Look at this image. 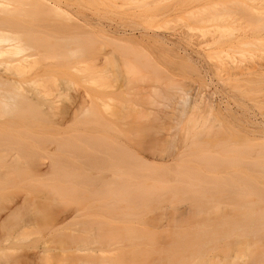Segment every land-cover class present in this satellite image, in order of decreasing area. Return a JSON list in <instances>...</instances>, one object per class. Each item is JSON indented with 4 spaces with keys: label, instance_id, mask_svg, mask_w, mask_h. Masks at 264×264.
<instances>
[{
    "label": "rangeland",
    "instance_id": "1",
    "mask_svg": "<svg viewBox=\"0 0 264 264\" xmlns=\"http://www.w3.org/2000/svg\"><path fill=\"white\" fill-rule=\"evenodd\" d=\"M17 1L20 2L21 0ZM25 1L27 2L28 0ZM62 1L63 2H61L60 0V3L62 4L61 6L63 7L61 10L63 12L61 10H51L53 11L52 14L47 13L50 18L47 16V18L43 19V16V18L41 17L42 19H37V21L39 22L37 23L39 24L37 26L38 29H36L37 31H41V29L44 30V28H49V30H44V33L39 32L40 35L39 33H37V38L41 40L40 42L45 41L43 43L44 45L41 43L43 46H39L40 42L38 39L37 43L34 41L27 42L28 46H30L32 43V46L34 47L33 49H31L33 51L30 52H36L37 54L40 53V56L35 55V57H41L42 59H35V57H33L35 59V62H37L34 63V60L32 58L31 63L28 64L29 66L24 67L23 70L21 69V75L17 74L16 77L14 76L20 81L23 80L21 82H24L25 87L23 86V88L25 91L20 92H23L22 95L25 92V96L30 95L31 97V94L33 96V93H39L41 90L43 93L44 89L47 91H45L46 93L44 92L45 94H47V98L43 96L44 93L42 94V97L46 100L40 98L41 96L36 95L33 96H36L35 101L32 97L31 101H28L30 99H27L29 105L30 103H32L30 106L33 107L36 106V102L43 103H39L42 105L39 106V108L38 106H36V112L38 113H33V111H31L32 109H29V115H31L28 116V118L30 119L27 118L29 121L25 119L28 122H24L23 117H21L19 121L18 119L20 117L16 116L18 118L17 119L14 117V115H12V118H10L11 115L9 118L8 115H4L7 116L5 117V119L8 118L7 121H5L2 116L0 117V124L4 122V125L2 124L4 128L0 129V132L4 131L2 132L4 136L2 135V133H0V135L7 139L4 140V138L0 136V264H160L159 261L161 262V264H168V258L170 259L172 264L173 260L174 262H177L181 256H178L177 253L171 254L174 252V248L171 246L168 240H171L172 243L173 238H176L175 233L177 232L175 230L177 226L179 227V224L181 225L183 223V225L185 226V228H182L183 225L181 226L182 231L184 232L185 230V233L183 234L190 233L189 235H191L192 231L188 229H192L195 225L200 226V223H202V221L205 219V221L209 220L210 223H212L215 219L216 221L220 219L231 221L232 219L234 225L230 226H238L239 224L236 225L235 221L237 222L239 219H242L241 217H243L242 213H244L243 211H245V209L242 208V211V209L240 208L242 206L241 204H243L244 201L241 200V202L239 203L238 200H240L239 198H241L242 196L239 197V189L237 187L233 186V192V190H230L233 188L229 185L228 187L227 184L224 183L227 182V179H225V177L228 174H235V167H231V165H221L218 172L216 170L217 173H208L206 167H208L209 163H215V160H217L218 158L222 159L221 161H226L225 156L228 153V158H230V154L234 157L237 155L242 156V154H238L232 149H236L239 152L240 148H246L248 146H251L252 148L250 153L247 155L248 158L246 159V161H249L253 158L257 159L260 153L259 150L261 149V147H264L263 70L261 72L259 71L260 74L258 72L259 67L258 69L256 68L257 70L252 68L254 72H251L253 73L250 72L251 68L249 72H247L246 70L245 72H247L251 76H254L253 74L255 73V71L257 72L255 75H261V73L262 75L255 76L257 78H252V81L250 79V75L249 77L246 76L248 75L247 73L246 75H244L245 73H243V75L241 76H244V78H241L240 80V82L242 81V85H237V87L234 84L231 86V88L228 86L230 84V81L237 78H233L231 80L229 74L224 71V69L227 67H225V65L230 59V56L228 58L226 57L228 50L231 51H228L230 55L232 53L233 57L231 58L236 59L240 64L243 60L246 62V65L251 66L254 65L252 62H254L255 60L258 64H262L263 67L261 68L264 69V28L256 30L251 25L247 26V23L246 21H244V19L242 20L241 17L235 15L234 18H230L231 20H229V25L232 28L233 25L236 24V17H238L237 23L241 21L240 25H242V27H238L240 29L239 30L238 28L236 29V26H238L236 25L232 30L233 36L224 35L223 38H225V40L223 42H219V39H223L221 38V31H224L223 28L225 26L223 25H225V23L209 20L204 21V23H196L189 18L188 12L198 13V11L203 7V1H193L191 2L192 4L189 3V6H186L187 9L186 7L182 9L180 7H177L176 5H173L175 3V0H147L151 1L150 5L146 6L147 8L142 5V0H139L140 2L138 0ZM232 1L239 2V0ZM12 2L14 1L12 0ZM33 2L36 1L34 0ZM196 2H198V4ZM244 2H246V0ZM246 3L248 4V1ZM14 4L16 6L19 5H17L16 2ZM29 5L30 2L28 6ZM163 5L164 7H162ZM249 5H253V7H255L254 10L258 18L260 17L264 19V0H249ZM16 6H14V8ZM30 6L33 7L32 4ZM157 6H159V8H157ZM22 8L24 7L22 6ZM149 8L151 9L149 10ZM17 11L18 10H16L15 12ZM59 11L63 16V18L60 17L61 19L58 18L60 19V21L65 18L69 19V17H73V19L76 18L77 21L80 20L79 22H77L76 20H71L73 24H69L72 22L66 20V23L69 25V27L71 25L70 28L65 25V20L61 22L63 23V27L66 26V31H69L71 35L69 32L65 34V30L64 32L62 31L61 33H59V31H57L58 28L56 29V27H54L56 24H61L59 23L60 21L56 19V17H58L56 15L60 13ZM15 12L13 13L15 14ZM9 14H11L10 11L7 12V16H9ZM41 14L45 15V13ZM171 14L172 16H170ZM1 15L2 13L0 14V16ZM16 15H18V13H16L15 16ZM19 15L21 17L24 16L21 13H19ZM30 16V14L27 15V17ZM34 17L38 18L37 15H34ZM32 18L33 15L30 19ZM34 19L33 23L36 24ZM17 20V24L23 21L20 18ZM28 20L29 19H27V21ZM57 21L58 23H56ZM91 21L93 22V24ZM243 21L244 23L242 24ZM29 22L32 23V20H29ZM75 22H77L75 26L76 29L73 26L75 25ZM80 22L82 24L81 27L78 24ZM94 22H99L100 24H104V26H111L112 28L120 26L128 30H135L136 33H139L140 30L156 32L165 38V40L167 41V43L165 42V44L168 47L153 42H143L139 45L133 46L132 44H121L114 38L110 37L108 34L105 37V34L100 32V29H97V24L95 25ZM41 23H44L45 25H41ZM28 24L26 23L25 25ZM92 25L95 26L93 27ZM221 25L222 27L220 28L219 26ZM226 25H228V23H226ZM39 26H42L44 28H40ZM10 27H13L14 31H16L17 29L15 28V26ZM78 27L80 28L78 29ZM13 29L11 30L13 31ZM32 29L34 30V28ZM60 30H63V28ZM46 31L49 32V36H53L52 38L54 39L49 37V39L46 40V37H42L41 33L43 34V36H46ZM74 31L75 33H73ZM51 32H53L52 35ZM39 36H41V38H39ZM68 36L69 38L70 36H72L70 41ZM214 36L216 37V39L219 37L220 38L216 40ZM60 37H62V40L57 41L60 40L57 39ZM63 37L68 38V41L63 40ZM212 38H214L215 41ZM239 38L240 42L239 40H237L239 42L238 43L236 42V39ZM250 38L251 41H249ZM51 39L57 41L56 44H54L55 41H53L52 44V42L50 41ZM75 40L77 42H80L74 44V42H76ZM63 41L66 42V44L67 42H69V45H72L73 43L74 47L68 46L67 44L65 48L63 45H60V42L62 43ZM49 42H51L50 45ZM224 42L227 45L224 44ZM92 43H94L95 46ZM223 44L224 47H221V45ZM231 44L233 45L231 46ZM178 45H181V47L183 48L185 47L187 49L186 53L192 56L194 60H198L199 65L210 64L209 66H211V69L209 67L208 71L198 70L187 58H179L176 55L178 54ZM238 45L239 47L237 48ZM49 46H54L55 49ZM82 46L84 47V49L82 48ZM225 46L227 48L226 50ZM47 47L49 48L45 50V48ZM59 47H61V50ZM70 47L71 50L72 48L74 50L75 47L78 49L74 51L75 53L76 51H79V53L77 52L75 54V56L77 55V57L74 58V53L68 52L70 50L67 49H70ZM223 48L224 50H221ZM52 49L53 51L57 52V54H54L61 56L50 57V55L47 53H53L51 51ZM39 50H41V52ZM43 51L46 52L43 53ZM65 51H67L66 54L68 55L66 57V54H64ZM108 51H110V55L106 54L109 53ZM219 51H221V53L218 54ZM181 52L182 54H185L184 51ZM203 53H206V55H204ZM43 57H45V59ZM101 57L104 58L102 59L103 61L109 57V59L114 60L113 62H115V64L108 63L109 65H107L105 62L103 63V61L100 60ZM225 58L227 59V62L225 61L224 63L223 61L225 60ZM7 59L12 58L8 56ZM220 62L225 65L220 64L221 67L219 65L217 67V64H219ZM245 62L242 64L245 65ZM248 63L251 65H249ZM258 64L257 66H259ZM35 66L40 70H34L36 69ZM44 66L46 67V69H42V67L44 68ZM7 69H9V67ZM25 69L27 71H25ZM119 69L121 71V76L117 78V75L115 74L116 72L114 71H118ZM41 70H44L42 74L40 72ZM9 71H7V74L12 72V68ZM50 71H52V73H50ZM35 72L37 75L33 74ZM49 73L50 76H52L50 78L48 75ZM63 73H66V75H64ZM44 75L46 78L43 77V79L42 76ZM224 75H228L227 77L225 76L226 78L229 77L226 82L224 81ZM20 76L22 79H20ZM24 78L26 79L27 83H25ZM222 78L224 80H222ZM242 79L245 81H243ZM247 80L251 81L248 82ZM223 82H225L226 84ZM26 84H30V86ZM31 85H33L35 88H33V86L31 87ZM27 86L31 88V92H29V87L27 89ZM174 86L177 87L173 89L172 87ZM178 86H181L185 89L192 87L193 90L191 89V92L195 97H201L207 100L212 99L217 104L218 108H221L220 106L223 107L222 110L226 109L225 106H229V108L227 109H230V107L233 108V111L238 109L239 111H231L233 112V114L236 112L237 116H239V113L241 111V113H243L245 116L240 113L242 117L240 116L239 118L241 119V121L246 118V121L244 120L245 122H242L241 124V121L240 123H238V118L235 119L233 117L235 121H238H236V123L235 121H233L234 119L232 120V116L230 117L228 114L227 116L229 117H227V112L225 111L224 113L223 111L224 114H222V116H226V119L231 118L230 120L228 119L230 124L231 122H233L232 124H234L235 122V125H238V127L236 125L235 128L234 126H231L232 124L228 125L229 122L227 123V125L223 124L224 118H220L222 117L221 115L219 117L215 116L217 118H220L222 121H215L217 118H212L215 124L214 125L213 122L210 121L212 122V127L215 128L216 125L219 127L218 122H223L220 124H223V126L226 125V128H228V130L230 131H224L226 132V134H229L224 136L219 135V138L217 137L218 134L216 136L212 132L213 128L211 127L210 122L207 124L206 128L210 124V127H208L207 130L209 129L213 134L209 133L211 135L210 136L207 133L209 137L207 135V137H204V135L206 134L205 129H202L204 130V132H200V128H204L205 126L201 122H199V124L197 123L196 126L192 124V127L188 122L189 118H186L183 121L184 130L182 127L183 125L177 130L176 128H173L176 122L172 119L167 118L166 120L168 122H173L172 124L170 122L169 124H167V122L165 123L166 120L164 122H158L155 121L153 117H147V112L157 110L158 108L161 109V107L162 109L165 108V111L168 110L167 112H172L171 108L167 109L165 106H158L160 103H164L167 101L164 97L161 98V96L157 95V93L158 91L162 90V92L167 91V95H172L174 93L180 94L181 89H179ZM235 86L236 88L232 89V87ZM2 87L4 90L2 89ZM0 88V94L4 93L7 89H5V86H0ZM32 89L34 90L33 93ZM36 89H38L39 91L35 92ZM26 93L31 94L27 95ZM83 95L86 96V101H84L85 98H83ZM50 98L58 99L59 102L57 104H60V107H62V109L64 110H58V114L56 115L57 109L52 108L47 112V115H49V117H47V115H45V117L43 115V113H45L44 109H46L47 111L48 105H50ZM81 99L84 102H81ZM117 102H119L118 105H116ZM104 104H111L112 106H109H111L112 108L114 107V112L115 108H121V114L117 116L118 118L114 116V114H111V107H107V109L111 108V110L109 109L111 112L109 114L107 109L105 110L106 107L104 108ZM139 108H144V110H146L147 112L145 111L146 113H144L143 111L142 113H138ZM59 111H61V116H59ZM92 111L96 113H93ZM133 112H135V114ZM0 113H3V111H1ZM32 114L36 116L38 115L37 117H39L41 114V116L43 115L42 118L45 117L44 120H46L47 118L48 119L44 121L41 117H39L38 120H35L34 118H31L32 116H34ZM217 115H219V113ZM13 117L16 119L15 122H17V120L18 122H20V125L18 123L17 127V124L15 123L17 128L14 125L13 128H11L12 125L5 128V125L8 126L10 125V122L13 123V120H15ZM40 118L41 122L39 121ZM31 119H34V122ZM36 122L39 124H43V127L39 125V128ZM28 124H30L31 126L36 125V127L33 126L34 129H31L32 127ZM2 126L0 125V128H2ZM223 126L220 127L223 128ZM21 127L23 129H21ZM10 128L12 129V131L15 128V132L13 131L15 134L10 130ZM8 129L9 131H7ZM19 129L22 130L23 133ZM157 129L160 130L158 131ZM216 129L218 130L217 127ZM230 129L233 132H231ZM17 130L20 132H17L18 134L21 135L22 133L25 137H23L22 135L18 137V134L16 133ZM194 130H196L195 133L198 132L197 136L195 137L193 136ZM36 132H38L39 134ZM219 132L221 133L222 131L219 130ZM4 133H8V135H5ZM9 133L11 134V136L14 135L13 138L11 137L12 139H8V136L10 137ZM27 134L32 135V137H29V135ZM33 134L35 137L33 136ZM167 135H170L171 138H174V143L177 142V144H175L177 145L176 150L180 149L181 151V153L179 151L181 155L179 154V158L177 161L174 160L173 156H169L167 157V159H170V163H174L172 165L173 167H178L179 164L182 163L181 165L185 166L186 168V170L184 168L183 174H178L179 168H174L173 170H157L155 172L154 170L149 168L150 165L144 163L145 161H143L144 158V160L151 161L153 157L158 155L167 156L166 151L168 149V145H170L167 141L165 142L164 139V136ZM232 140H236L238 142L235 141L236 143H233ZM94 141H96L95 143L100 141L101 143H99L101 144V147L103 145V150L106 149L107 153L105 150H102L103 153L101 152L100 155L99 153L97 154L96 151L98 152V147H100V144L97 143L99 144V146L97 145L96 150L95 148H93L96 146L92 144L94 143ZM212 144L214 146H212ZM88 147H91V150ZM226 148H228L229 150L231 149L232 152H226ZM94 150L96 151L94 152ZM216 150L219 153H217ZM93 152L96 156L91 154ZM175 153L178 152L175 151ZM91 156L95 157L92 158ZM85 157L87 158V160ZM90 157L91 159H89ZM109 157L115 159L110 160ZM180 158L183 161L180 160ZM228 158L227 160H229ZM111 161H114L116 166ZM92 162L95 164H92ZM183 163H185V165ZM202 164H204L203 166L207 164V166L205 167L206 171H203V169H201ZM190 166L194 168L192 169V167ZM143 169L145 170L142 171ZM188 169L189 171L191 169L190 175H188L189 171L186 174ZM200 170H202L204 174L200 176V179L204 178L203 176H205L208 180H210L209 182L205 179L204 183L206 184L205 186H208V189L211 190L212 188V192H214L213 188L215 186L216 189L218 187L217 184L220 186H225L226 193H228L227 188H230V195L228 193L230 197L237 192V199L235 197L232 198L234 200L230 201L232 202L231 205L229 204L230 206L228 205V203L225 205H221L220 211L215 210L213 212L211 210L212 207H210L211 209L210 211H208V213H203L201 214V216L195 214L197 212L196 210L194 212V209H196L194 208V206L196 207V204H194L196 200H190V197L192 198L193 196H195V194H198L200 192V190H198L199 192L196 190L201 188V186H199V181L201 180L199 179L198 174ZM192 172H194V174ZM118 174H121L123 177L117 176ZM251 174L253 177L258 176V173L256 172H251ZM224 175V180L222 177H219ZM240 175L242 176V174ZM183 176L184 178H186V180L182 179ZM186 176L189 177L187 178ZM192 176L194 178H192ZM235 176L238 175L235 174ZM176 177H178L179 180L181 179L180 183L179 181L177 183L178 179H176ZM217 177L221 178L224 182L222 180L221 182H219L218 179L217 182L219 183H211V181H214V179H216ZM126 178L130 179V182H126L128 180ZM158 179H160L159 181H169V183H167L169 188H164L166 191L163 190L162 187H160V182H158ZM189 180H191V182ZM196 181L199 184L198 186L196 184ZM206 181H208L209 184L211 183L210 186H213V184L216 185L210 187L209 185H207L208 183ZM108 182L109 184H107ZM113 182L117 184L114 185ZM145 183L151 185H156L158 183L155 187L159 186L160 188L158 189L161 191L163 190L162 194L161 191L155 189L158 190L154 194L155 198L152 197L153 194L150 196L145 195L146 192L143 190V186L146 185ZM118 184L120 185V187ZM110 185H114L115 187L117 185L116 189L120 188L122 192L120 191L121 193H118L112 191ZM173 187H176L175 190H178L172 192V190H174ZM236 188L238 190H235ZM217 189L215 190L216 192L212 193V195L214 194V197L217 196V198H219L221 194L226 196L224 191L220 193L222 189H219L220 191ZM140 190L143 191L140 192ZM217 191L220 195H216ZM117 193L118 195H124H120L117 197ZM131 195H134V200L131 198ZM156 195H159L160 197L158 196V198L156 199ZM208 196L211 198L210 195ZM128 197H130V199H128ZM149 197H152V199H154H148ZM214 197L211 199H214ZM228 197L227 200L229 202ZM253 197L254 196H251V199H253ZM158 199L160 202H157ZM121 200H123L124 202L126 200H129L127 201L129 204H127V202L124 203ZM153 201L157 203H154ZM192 201H194V203ZM223 201H225V199ZM246 201L247 199L245 200V202ZM161 202L164 206L159 204ZM237 202L241 206L239 207V205H237V207L235 208L234 205L238 204ZM192 203L194 205H192ZM214 209L215 208H213V210ZM239 211H242V213H238ZM235 213L239 214V216ZM126 214L128 215L126 216ZM131 214H133L131 216L132 218L130 217ZM198 217L199 219H197ZM251 218L252 217H250V219ZM186 222H188L189 224H186ZM174 225L177 226L174 227ZM188 226H191L192 228H189ZM132 227H134L135 229ZM170 229L175 231V233L172 230L170 231ZM186 229L188 232L186 231ZM250 233L251 232H249V235ZM148 234L151 235L149 236ZM238 234H241V232H238ZM258 234L261 233L259 232ZM159 235H161V241L158 243V239H160ZM163 241H167V243H169V245L167 244L165 248L163 246L164 244L166 245V243H164ZM161 244H163L162 247ZM158 245H160V249L156 247ZM152 247H154V249ZM171 247L173 249H171ZM169 248L172 251H170ZM155 249H158V252L156 251L157 253H155ZM161 251H163L162 254L165 252L162 257H160ZM239 252V250L232 251V253L234 254L230 253L229 255L224 256L222 253H219L215 250L209 251L207 254V261L196 258L194 264H208L207 262L209 260L213 262L212 264H228L229 261L230 263L239 262V264H248L251 258L247 255H242L241 252L239 254ZM176 254L177 257L175 256ZM166 257L168 258L166 259ZM165 259L166 261H163ZM211 262L209 263L211 264Z\"/></svg>",
    "mask_w": 264,
    "mask_h": 264
},
{
    "label": "bare ground",
    "instance_id": "2",
    "mask_svg": "<svg viewBox=\"0 0 264 264\" xmlns=\"http://www.w3.org/2000/svg\"><path fill=\"white\" fill-rule=\"evenodd\" d=\"M14 2H12V0H0V14L2 13V15L0 16V86H5V92L4 93H2V94H0V112L1 111H3V113H0V117L2 116V118H4V120L5 121H7V119L10 117V115H11V117L10 118H12V115H14V117L15 118H17L16 116H19L20 118L18 119L19 121H20V119H21V117H23L22 119L24 120V122H26L28 119H30V118H28V116H30L29 115V109L31 108L32 110L31 111H33V113H38V112H36L37 111V107L36 106H38V108H39V106H42L41 104H43L42 102H36V106H35V104H34V106L36 107H33V106H30L32 103H30V105H29V102L28 101H31L32 99H31V97L32 98H34L33 100L35 101L36 99H35V97L36 96H41L40 98H42V99H45V98H43L42 97V94L46 91V90H44L43 89V93H42V90L38 93L37 91H39L38 89H36V91L35 92H37V93H33L34 92V90L32 89V93L34 94V95H36L35 97H33L32 96V94L31 93H26L27 95L28 94H31V97H30V95L29 96H25V92H24V96L22 95V93H20L21 91H25L24 90V88H23V86L25 87V85H24V82H21V81H23V80H19L18 78H15L16 76H17V74L18 75H21V71L24 69V67H28L29 65V63H31V60H32V58L33 57H35V55L36 56H40V53H34V52H30V51H33V50H31V49H33L34 47L32 46V43H31V45L30 46H28L27 44V42L28 41H34V42H36L37 43V41L39 40L38 38H37V36H38V34L37 33H39V32H42V33H44V30H46L44 27H40V28H44V30L43 29H41V31H37L36 29H38L37 28V26L39 25V24H37V23H39L38 21H37V19H42L43 18V16H44V18L43 19H45V18H47V16L49 17V15H47V13L48 14H52V12L53 11H51V10H61L63 7L61 6L62 4L60 3V0H35L36 2H33L32 0L30 1V0H28L27 2L25 1V0H21L20 2L19 1H17V0H13ZM23 1V2H22ZM25 1V2H24ZM67 1V0H66ZM92 1H94V0H92ZM115 1V0H114ZM139 1V0H138ZM193 1H203V5L202 4H200V5H202L203 7H202V9L201 10H199L198 11V13L197 12H188V14H189V18L192 20V21H194V22H196V23H204V21H206V20H209V21H217V22H223V23H225V25H223V26H225L223 29H224V31L222 30H220L221 31V33H222V37L221 38H223V36L225 35V36H227V35H229V36H233V29L235 28V26L236 25H238V26H236V29L238 28V27H242V25H240V23H241V19L239 20L240 22H238L237 23V20H238V17H236V24L235 25H233V27L231 28V26L229 25L230 24V21L229 20H231L230 18H234L235 17V15H238L239 17H241L242 18V20L244 19V21H246V23H247V26L249 25H251V26H253L254 27V29H256V30H259V29H262V28H264V19L263 18H258L257 17V15H256V13H255V7H253V5L251 6V5H249V0H246V2L248 1V4L246 3V2H244L245 0H239V2H234V1H232V0H216V1H212V0H175V3L173 4V5H176L177 7H180V8H184V7H186L189 3H191V2H193ZM243 1V2H242ZM251 1V0H250ZM16 2V4L18 5V6H16L14 3ZM29 2H30V5L32 4L33 5V7L32 6H28V4H29ZM61 2H63L62 0H61ZM111 2V1H110ZM129 2V1H128ZM137 2V1H136ZM140 2V1H139ZM164 2V1H163ZM253 2V1H252ZM23 3H25V4H23ZM27 3V4H26ZM33 3H35V4H33ZM150 3H151V1H147V0H142V5L143 6H148V5H150ZM197 4H198V2H196ZM14 4V5H13ZM192 4V3H191ZM114 5V4H113ZM14 6H16L15 8H14ZM20 6V7H19ZM22 6L24 7V8H22ZM25 6H28V7H25ZM152 6V5H151ZM189 6V5H188ZM262 6V5H261ZM30 7H31V9H30ZM162 7H164V5L162 6ZM27 8V9H26ZM147 8V7H146ZM157 8H159V6H157ZM170 8V7H169ZM195 8V7H194ZM201 8V7H200ZM31 10V12H30V10ZM151 8H149V10H150ZM172 9V8H171ZM186 9H187V7H186ZM258 9V8H257ZM16 10H18L17 12H15ZM29 10V11H28ZM69 10V9H68ZM176 10V9H175ZM189 10V9H188ZM5 11H10L11 12V14H9V16H7V12H5ZM62 11V10H61ZM66 11V10H65ZM13 12H15V14L16 13H18V15H16L15 16V14L13 13ZM30 12V13H29ZM60 12V11H59ZM63 12V11H62ZM158 12H160V11H158ZM12 13H13V15H12ZM19 13H21V14H23L24 16L23 17H21L20 15H19ZM33 13V14H32ZM41 13H45V15H46V17H45V15L44 14H41ZM56 13V12H55ZM58 13V12H57ZM72 13V12H71ZM184 13V12H183ZM3 14H5V15H3ZM31 15L30 17H27V15ZM41 14V15H40ZM65 14V13H64ZM70 14V13H69ZM32 15H33V18L32 19H30L31 17H32ZM34 15H37L38 16V18L37 17H34ZM59 15H61V12L60 13H58V15H56V16H58V17H56V19L57 20H59L60 21V17H62L63 18V16L61 15V16H59ZM68 15V14H67ZM75 15V14H74ZM177 15V14H176ZM181 15H183V14H181ZM180 15V16H181ZM18 16H19V18L20 19H22L23 21H21V23H19V24H17L18 23V20L17 19H19L18 18ZM69 16V15H68ZM73 16V15H72ZM170 16H172V14L170 15ZM174 16V15H173ZM14 17H16V18H14ZM42 17V18H41ZM76 17V16H75ZM24 18H27V19H29L30 21L32 20V23L31 22H29V20L27 21V19H24ZM35 18V19H34ZM50 18V17H49ZM58 18H60V19H58ZM33 19H34V21H35V23L37 24H34L33 23ZM94 19V18H93ZM92 19V20H93ZM26 20V21H25ZM52 20V19H51ZM65 20V21H64ZM66 20H69L70 22H72V21H74V20H76V18L75 19H73V17L71 18V17H69V19H62V21H60L59 23H61V22H63L64 21V23H66ZM72 20V21H71ZM37 21V22H36ZM77 21V20H76ZM80 21V20H79ZM79 21H77V22H79ZM82 21V20H81ZM86 21V20H85ZM94 21V20H93ZM229 21V22H228ZM244 21L242 22V24L244 23ZM17 22V23H16ZM28 24V23H30V24H28V25H25L26 23ZM77 22H75V25H73L74 27L76 26V23ZM92 22V21H91ZM17 25H16V24ZM24 23V24H23ZM56 23H58V21L56 22ZM226 23H228V25H226ZM234 23V22H233ZM42 24H44V23H41V25ZM69 24H73V22L72 23H69ZM79 25H80V27H81V22L80 23H78ZM92 24H93V22H92ZM94 24L96 25L97 24V29H100L101 31L100 32H102L103 34H105V37L107 36V34L110 36V37H112V38H114L115 40H117L119 43H123V44H132V46L133 45H139L140 43H143V42H153V43H159V44H161V45H163V46H166V47H168L166 44H165V42L167 43V41L165 40V38L164 37H162L160 34H158V33H156V32H149V31H147V30H140V32L138 33H136L135 32V30H128V29H125V28H122V27H114V28H112L111 26H109V27H107V26H104V24H100L99 22L97 23H95L94 22ZM23 27H22V26ZM31 27H30V26ZM45 25V24H44ZM43 25V26H44ZM59 26V25H62V26H59V27H57V26ZM54 27H56V29L58 28V30L57 31H59V33H61L62 31L64 32V30L66 31L67 29H66V26L65 25H67L68 27H69V25L66 23L64 26L65 27H63V23H61V24H56ZM78 25V26H79ZM91 25V24H90ZM95 25H92L93 27L95 26ZM222 25L221 26H219L220 28L222 27ZM10 26H15V28H17L16 29V31H14V29H13V27H10ZM36 26V27H35ZM48 26V25H47ZM47 26H45V27H47ZM72 26V27H73ZM216 26V25H215ZM10 27V28H9ZM29 27V28H28ZM70 27H71V25H70ZM69 27V28H70ZM80 27H78V29L80 28ZM92 27V28H93ZM219 27H217V28H219ZM227 27V28H226ZM21 28H23V29H21ZM32 28H34V30L32 29ZM39 28V29H40ZM62 29L63 28V30H60V29ZM65 28V29H64ZM215 28V27H214ZM10 31H9V30ZM11 29H13V31L11 30ZM73 29V28H72ZM75 29H76V27H75ZM77 29V30H78ZM235 29V30H236ZM239 29V28H238ZM242 29V28H241ZM43 30V31H42ZM47 30H49V28L47 29ZM54 30V29H53ZM71 30V29H70ZM74 30V29H73ZM87 30V29H86ZM240 30V29H239ZM12 31V32H11ZM14 32H16V33H14ZM69 32V31H68ZM67 31H66V33L65 34H67L68 33ZM72 32V31H71ZM81 32V31H80ZM214 32V31H213ZM41 33V35H42V37H46V40L47 39H49V37H51V36H49L50 34H49V32H47L46 31V33L48 34V36H47V34H46V36H43V34ZM70 33V32H69ZM73 33H75V31L73 32ZM88 33V32H87ZM220 33V34H221ZM53 34V32H51V35ZM63 34V33H62ZM95 34V33H94ZM249 34V33H248ZM39 35H40V33H39ZM69 35V34H68ZM70 35H71V33H70ZM58 36H60V35H58ZM62 36V35H61ZM82 36V35H81ZM221 36V35H220ZM240 36H243V35H240ZM244 36H245V33H244ZM248 36V35H247ZM249 36H250V34H249ZM53 37V36H52ZM51 37V38H52ZM71 37L72 36H70V38H69V36H68V38H69V41L71 40ZM251 37V36H250ZM39 38H41V36H39ZM62 37H60V38H57V39H60V40H57V41H61L62 39H61ZM64 38V37H63ZM66 38V37H65ZM63 39V40H65V41H68V38H66V39ZM214 38L216 39V37L214 36ZM214 38H212L213 40H214ZM220 38V37H219ZM219 38H217L216 40H218ZM241 38V37H240ZM240 38L239 39H236V42H238L237 40H239V42H240ZM38 39V40H37ZM52 39H54V38H52ZM50 40L51 42H52V44H53V41H55V40ZM79 39V38H78ZM81 39V38H80ZM44 40H45V38H44ZM74 40V39H73ZM225 40V38H223V39H219V42L220 41H224ZM41 40H39V42H40ZM57 41H55L54 42V44H56V42ZM76 41V40H75ZM215 41V40H214ZM227 41V40H226ZM249 41H251V38H250V40ZM248 41V42H249ZM45 41H43V42H40V44L42 43H44ZM48 42V41H47ZM51 42H49V45H50V43ZM73 42V41H72ZM71 42V43H72ZM78 42H80V41H78ZM77 41L76 42H74V44L75 43H78ZM211 42V41H210ZM222 42H221V44H222ZM233 42V41H232ZM238 42V43H239ZM242 42V41H241ZM62 43H64V44H62ZM60 42V45H63L65 48H66V46H67V44H68V46H73L74 47V44L72 43V45H69V42H67V44H66V42ZM237 43V44H238ZM245 43V42H244ZM39 44V46H43L42 44L40 45ZM57 44H59V43H57ZM92 44H94V43H92ZM91 44V45H92ZM224 44H226L225 42H224ZM224 44L223 45H221V47H224ZM229 44V43H228ZM234 44H235V42H234ZM48 45V44H47ZM227 45V44H226ZM233 44H231V46H232ZM249 45V44H248ZM55 46V45H54ZM54 46H49V47H53L54 49H55V47ZM57 46H59V45H57ZM94 46H95V44H94ZM207 46V45H206ZM250 46V45H249ZM255 46V45H254ZM35 47H36V45H35ZM49 47H47V48H45V50L46 49H48ZM77 47V46H76ZM75 47V49L73 50V48H72V50H71V47H70V49H67V50H70V51H68L69 53H74L73 54V56H74V58L75 57H77V55L75 56V54L78 52L79 53V51H76V53L74 52L75 50H78L77 48ZM177 47H179L178 48V51H177V53L178 54H176L175 52V54L179 57V58H187L188 60H190L191 62H192V64L198 69V70H204V71H208L209 70V67H210V69H211V66H209L210 64H203V65H199V61L198 60H194L193 59V57L192 56H190L189 54H187L186 52H187V49L184 47H181V45L179 46H177ZM239 47V45L237 46V48ZM58 48V47H57ZM56 48V49H57ZM60 48V50H61V47H59ZM65 48H62V49H65ZM82 48L84 49V47L82 46ZM30 49V50H29ZM38 49V48H37ZM36 49V50H37ZM168 49V48H167ZM174 49V48H173ZM227 48H226V46H225V50H226ZM246 49V48H245ZM80 50V49H79ZM199 50V49H198ZM221 50H224V48L223 49H221ZM40 52H41V50H39ZM38 51V52H39ZM53 53H47V54H49L50 55V57L51 56H61V55H56L57 54V52L56 51H53V49L51 50ZM62 51H64V50H62ZM72 51V52H71ZM81 51V50H80ZM175 51V50H174ZM181 51H184L185 52V54H182V52ZM229 51V50H228ZM227 51V54H226V57L228 58L229 56H230V59L228 60V62L226 61L227 59L225 58V60L223 61L224 63H225V61L227 62L226 63V65L225 64H223V63H219V64H217V67H218V65L220 66V64H223V65H225V69H224V71H226L228 74H229V77L231 78V80L233 79V78H237V79H233L232 81L234 82H232V81H230V84L228 85L230 88H231V86L232 85H242V81L240 82V80H241V78H244V76H241V75H243V73H245L244 75H246V73L247 72H249V70H250V68H251V70H250V72L251 71H253V69H258V67H259V70H258V72L260 71H262V73L264 72V69H262L261 67H263V65L262 64H258L257 63V61H255L254 60V62H252L254 65H251V64H249V65H251V66H248V65H246V62L245 61H241L242 63H244L245 62V65H243L242 63L240 64L239 63V61H237L236 59H234V58H231V57H233L232 56V53H231V55L229 54V52H231V51H229L228 52ZM46 51H43V53H45ZM82 52V51H81ZM109 53H106V54H109L110 55V51H108ZM172 52V51H171ZM202 52V51H201ZM200 52V53H201ZM54 53H56V54H54ZM67 53V51H65V53L64 54H66ZM100 53V52H99ZM112 53V52H111ZM207 53V52H206ZM206 53H203L204 55H206ZM219 53H221V51H219L218 52V54ZM60 54H61V52H60ZM63 54V53H62ZM101 54V53H100ZM216 54V53H215ZM46 55V54H45ZM105 55V54H104ZM203 55V56H204ZM217 55V54H216ZM8 56H10L12 59H7V57ZM42 56V55H41ZM64 56V55H63ZM66 56H68L67 54L65 55V57ZM72 56V55H71ZM112 56V55H111ZM103 57V56H102ZM101 57V59L100 60H102V59H104V58H102ZM38 58H41V57H35V59H38ZM44 59H45V57H43ZM69 58H71V57H69ZM73 58V57H72ZM205 58H206V56H205ZM207 58H208V56H207ZM213 58V57H212ZM35 59L33 58V62L34 63H36L35 62ZM42 59V58H41ZM54 59V58H53ZM59 59V58H58ZM66 59V58H65ZM238 59V58H237ZM63 60V59H62ZM70 60V59H69ZM44 61V60H43ZM103 61V60H102ZM114 60H111V59H109V57L108 58H106V60H104L103 61V63L105 62L107 65H109V64H115V62H113ZM206 61H207V59H206ZM32 62V63H33ZM42 63V62H41ZM44 63V62H43ZM102 63V62H101ZM109 63V64H108ZM255 63H256V66H255ZM257 64L259 65V66H257ZM36 65V64H35ZM38 66V65H37ZM104 66V65H103ZM106 66V65H105ZM9 67V69H7ZM36 67V66H35ZM108 67H111V66H108ZM119 67V66H118ZM216 67V66H215ZM221 67V66H220ZM12 68V72L11 73H9V74H7V71H9L10 69ZM30 68V67H29ZM223 68V67H222ZM253 68V69H252ZM260 68H261V70H260ZM22 69V70H21ZM38 68L36 67V69H34V70H37ZM42 69H46V67L44 66V68L42 67ZM48 69V68H47ZM106 69V68H105ZM104 69V70H105ZM216 69H218V68H216ZM256 69V70H257ZM38 70H40V69H38ZM218 70H220V69H218ZM247 70V72H245ZM25 71H27L26 69H25ZM44 71V70H43ZM42 70L40 71L41 72V74H42V72H43ZM48 71V70H47ZM106 71H108V70H106ZM10 72V71H9ZM32 72V71H31ZM37 72V71H36ZM36 72L35 73H33V74H36ZM40 72H39V74H40ZM49 72V71H48ZM48 72H46V73H48ZM64 72V71H63ZM90 72V71H89ZM114 72H116L115 74L117 75V78L118 77H120L121 76V71H120V69L117 71H114ZM129 72V71H128ZM254 72V71H253ZM253 72H251V73H253ZM260 72H259V74H260ZM16 73V74H15ZM20 73V74H19ZM27 73V72H26ZM50 73H52V71H50ZM50 73L48 74L49 75V78L50 77H52V76H50ZM62 73V72H61ZM223 73H225V72H223ZM257 72L255 71V73L253 74L254 76H251L250 74H248V75H246V76H249L250 77V79L253 81V79L252 78H257V77H255V76H258V75H255ZM262 73H261V75H262ZM23 74V73H22ZM54 74V73H53ZM52 74V75H53ZM64 74V73H63ZM37 75V74H36ZM48 75H47V77H48ZM64 75H66V73L64 74ZM261 75H259V76H261ZM15 76V77H14ZM41 76V75H40ZM40 76H38V77H40ZM93 76H95V75H93ZM115 76V75H114ZM226 75H224V78H225V80L222 78V80H224L225 82H226V80H228V78H226L225 77ZM241 76V77H240ZM43 77H45V75L44 76H42V78ZM111 77V76H110ZM31 78V77H30ZM34 78V77H33ZM35 78H37V77H35ZM41 78V79H42ZM46 78V77H45ZM114 78V77H113ZM116 78V79H117ZM240 78V79H239ZM20 79H22L21 78V76H20ZM25 79V78H24ZM29 79V78H28ZM41 79H39V80H41ZM44 79V78H43ZM239 79V80H238ZM246 79V78H245ZM243 80V79H242ZM251 80H247L248 82H250ZM238 81V82H237ZM243 81H245V80H243ZM246 81V82H247ZM225 82H223V83H225ZM241 84H240V83ZM25 83H27L26 82V79H25ZM239 83V84H238ZM31 84V83H30ZM30 84H26V85H29L30 86ZM39 84V83H38ZM226 84V83H225ZM7 86V87H6ZM29 86H27V89H28V87ZM33 85H31V87H32ZM236 86L235 87H232V89L233 88H236ZM38 87V86H37ZM177 87V86H176ZM175 86L174 87H172L173 89L174 88H176ZM186 87V86H185ZM188 87V86H187ZM238 87V86H237ZM33 88H35L34 86H33ZM178 88L179 89H181V92H180V94H170V95H167V91H164V92H162V90H160V91H158V93H157V95H159V96H161V98L162 97H164L165 98V100L167 101V102H164V103H160L158 106H165L167 109L168 108H171L172 109V112H167V111H165L164 109L165 108H163L162 109V107H161V109H157V110H153V111H151V112H147L146 110H144V108H139L138 109V113H142L143 111H144V113H146V115H147V117H153V119L155 120V121H158V122H164L167 118H169V119H172L173 121H175L176 122V124H175V126H174V124H173V128H176L177 130L184 124L183 123V121L186 119V118H189L188 119V122L191 124V126L193 127V125L192 124H194V126H196L197 125V123L199 124V122H201V123H203L204 124V128H200L201 130L202 129H205V132H206V134L205 133H203V134H205L204 135V137L207 135V133L209 134V133H214L216 136H217V134H218V136L217 137H219V135H228L229 133H227L226 134V132L227 131H229L228 130V128H226V125H227V123L229 122V120L231 119V118H228V119H226L227 117H231L232 116V120L235 118V119H237L238 118V120H239V122L238 123H240V121H241V119L239 118L240 116H241V114H243V113H241V111H240V113H239V116H237L236 115V112L233 114V112L234 111H239L238 109L237 110H232L233 108H231L230 107V109H227V108H229V106H225V108L226 109H224V110H222V106H220L221 108H218V106H217V104L214 102V100H207V99H203V98H201V97H195L194 96V94H192V92H191V89H192V87L191 88H188V89H185V88H182L181 86L179 87L178 86ZM2 89H3V87H2ZM26 89V90H27ZM30 87H29V92H31L30 91ZM40 89H42V88H40ZM157 89V88H156ZM4 90V89H3ZM177 90V89H176ZM193 90V89H192ZM0 91H1V88H0ZM16 91V92H15ZM173 91V90H172ZM47 92V91H46ZM45 92V93H46ZM157 92V91H156ZM175 92V91H174ZM1 93V92H0ZM44 93V97H46L47 96V94H45ZM164 93V94H163ZM171 93V92H170ZM177 93V92H176ZM163 95V96H162ZM84 96V95H83ZM28 97V98H27ZM38 98V97H37ZM40 98H39V100H40ZM47 98V97H46ZM83 98H85V100L84 101H86V96H84ZM82 98V99H83ZM27 99H30V100H28L27 101ZM51 99V98H50ZM81 99V100H82ZM125 99V98H124ZM38 100V101H39ZM46 100V99H45ZM45 100H42V101H45ZM49 101V100H48ZM83 100L81 101V102H84ZM88 101V100H87ZM120 101V100H119ZM59 101H58V99H51L50 100V105H48V108H47V111H46V109H44V111H45V113H43V115L45 116V115H47V112H48V110H51L52 108L53 109H57V113H56V115L58 114V110H61L62 109V107H60V104L58 105L57 103H58ZM89 102V101H88ZM121 102V101H120ZM123 102V101H122ZM34 103V102H33ZM39 103H41V104H39ZM86 103V102H85ZM118 103L119 102H117L116 103V105H118ZM48 104V103H47ZM82 104V103H81ZM80 104V105H81ZM122 104V103H121ZM129 104V103H128ZM105 105H107V106H105ZM109 105H111V104H104V108H105V110L107 109V107H111V106H109ZM115 105V106H116ZM84 106V105H83ZM134 106V105H133ZM44 107V106H43ZM64 107V106H63ZM117 107V106H116ZM118 107H120V106H118ZM129 107V106H128ZM131 107V106H130ZM42 108V107H41ZM46 108V107H45ZM112 108V107H111ZM111 108H109L110 110H111ZM114 108V107H113ZM113 108H112V113L110 112V110L109 109H107V111H108V113L110 114H114V116H119V114H121L120 113V111L122 110L121 108H115V112L113 111ZM126 108V107H125ZM135 108V107H134ZM2 109V110H1ZM119 109V110H118ZM171 109H170V111H171ZM62 110H64V109H62ZM61 110V111H62ZM230 110V111H229ZM233 112H232V111ZM27 111H28V114H27ZM35 111V112H34ZM41 111H42V109H41ZM61 111H59L60 113V115L59 116H61ZM123 111H124V109H123ZM134 111H137V110H134ZM146 111V112H145ZM223 111H224V113H225V111L227 112V114H226V116L229 114V116H222V114H224L223 113ZM229 111V112H228ZM93 113H96V112H94V111H92ZM114 112V113H113ZM218 112L219 113V115H217L216 113ZM230 112H231V114H230ZM41 113V112H40ZM76 113V112H75ZM134 114H135V112H133ZM238 113V112H237ZM26 114H27V116H26ZM216 114V115H215ZM4 115H8V118L7 119H5V117H7V116H4ZM32 115H34V114H32ZM42 115V116H43ZM94 115V114H93ZM96 115V114H95ZM142 115V114H141ZM141 115H140V117H141ZM214 115V116H213ZM222 116V117H220V118H224V120H223V122H220V123H223V124H226V125H224L223 126V124H220L219 122H218V124H219V127L216 125V127L218 128V130L216 129V127L215 128H213L212 126V122H213V124H214V121L212 120V118L213 119H215V118H217V117H215V116ZM244 115V114H243ZM4 116V117H3ZM38 116V115H37ZM36 115H34V116H32L31 118H34L35 120H38L39 119V117H41L42 118V116H41V114H40V116L39 117H37ZM64 116V115H63ZM113 116V115H112ZM235 116H237V117H235ZM245 116V115H244ZM244 116H243V118H244ZM13 117V118H14ZM46 117V116H45ZM44 117V118H45ZM47 117H49V115H47ZM98 117V116H97ZM143 117V116H142ZM146 117V116H145ZM215 117V118H214ZM226 117V118H225ZM234 117V118H233ZM242 117V116H241ZM1 118V119H2ZM14 118V119H15ZM28 118V119H27ZM41 118H40V122H41ZM44 118H42L43 120H44ZM60 118V117H59ZM58 118V119H59ZM118 118V117H117ZM220 118H217L215 121H222ZM25 119H27V120H25ZM34 119H31L32 121L34 120ZM48 119V118H47ZM46 119V120H47ZM152 119V120H153ZM220 119V120H219ZM235 119L233 120V121H235ZM3 120V121H4ZM18 120H17V122H15L16 121V119L15 120H13V123L12 122H10V125H8V126H6L5 125V128L6 127H9V126H11V128H13L14 126L16 127V124H17V127H18V123H19V125H20V122H18ZM42 120V121H43ZM46 120H44V121H46ZM60 120V119H59ZM64 120V119H63ZM134 120V119H133ZM153 120V121H154ZM244 120L246 121V118H244ZM241 121V124H242V122L244 123L245 121ZM10 121H12V120H10ZM29 121V120H28ZM27 121V122H28ZM32 121H30V122H32ZM210 121H212V122H210ZM235 121V122H236ZM2 122V121H1ZM9 122V121H8ZM7 122V123H8ZM21 122H23V121H21ZM34 122V121H33ZM64 122V121H63ZM167 122V124H169V122L171 123V121H165V123ZM210 122V124H211V127L214 129H212V132H210V130L208 131L207 130V128L208 127H210V124L208 125V127L206 128V126H207V124ZM235 122H234V124H232L233 122H231V124H230V122L228 123V125L230 124L231 126H236L235 125ZM236 122V123H237ZM12 123V124H11ZM16 123V124H15ZM37 123V122H36ZM35 123V124H36ZM62 123V122H61ZM91 123V122H90ZM164 123V124H165ZM173 123V122H172ZM171 123V124H172ZM200 123V124H201ZM216 123V122H215ZM3 125H4V122L2 123ZM2 124H0L1 126H2ZM6 124V123H5ZM24 124V123H23ZM38 124V127H39V125H43V124H39V123H37ZM160 124H162V123H160ZM217 124V123H216ZM14 125V126H13ZM28 125H30V124H28ZM189 125V124H188ZM215 125V124H214ZM240 125V124H239ZM22 126V125H21ZM31 126V125H30ZM34 127H36V125H33ZM33 126H31L32 128L31 129H34L33 128ZM159 126V125H158ZM161 126H163V125H161ZM223 126V128H225V129H227V130H225V129H223V128H221V127ZM242 126V125H241ZM16 127V128H17ZM23 127V126H22ZM21 127V129H23ZM43 127V126H42ZM155 127V126H154ZM171 127V126H170ZM183 127V130H184V125L182 126ZM198 127V126H197ZM199 127H200V125H199ZM198 127V128H199ZM233 127V128H234ZM237 127H238V125H237ZM240 127V126H239ZM4 128V126H2V128H0V129H3ZM10 128V130L12 131V129ZM40 128V127H39ZM157 128V127H156ZM197 128V129H198ZM236 128V127H235ZM194 129V128H193ZM199 129V130H200ZM216 129V130H215ZM222 129V130H221ZM14 130H15V128H14ZM13 130V131H14ZM20 130V129H19ZM27 130V129H26ZM158 130V129H157ZM160 130V129H159ZM158 130V131H159ZM170 130V129H169ZM200 130V132H204V130H202L201 131ZM219 130L220 131H222L221 133L219 132ZM231 130V129H230ZM7 131H9V129L7 130ZM10 131V132H11ZM12 131V132H13ZM21 132H22V130H20ZM24 131V130H23ZM38 131V130H37ZM39 131H40V129H39ZM176 131V130H175ZM195 131L196 130H194V133H195ZM214 131H216V132H214ZM224 131H226V132H224ZM2 132H4V131H2ZM2 132H0V133H2ZM15 132V131H14ZM13 132V133H14ZM20 133L18 130L16 131V133ZM25 132V131H24ZM30 132V131H29ZM193 132V131H192ZM230 132V131H229ZM231 132H233L232 130H231ZM12 133V134H13ZM17 133V134H18ZM23 133V132H22ZM21 133V135L23 136V134ZM28 133V132H27ZM36 133H38V132H36ZM193 133V136L195 137V136H197V134H198V132L197 133H195L194 134ZM212 133V134H213ZM220 133V134H219ZM5 134V133H4ZM15 134V133H14ZM39 134V133H38ZM37 134V135H38ZM232 134V133H231ZM2 135H3V133H2ZM5 135H8V133L7 134H5ZM9 135H10V137L8 136V139H12L13 138V136H11V134L9 133ZM20 134H18V137L19 136H21ZM27 135H29V137H32V135H30V134H27ZM36 135V136H37ZM210 135V134H209ZM209 135H207L208 137H209ZM214 135V136H215ZM1 136V135H0ZM4 136V135H3ZM33 136H34V134H33ZM206 136V137H207ZM211 136V135H210ZM2 137V136H1ZM12 137V138H11ZM23 137H25V136H23ZM35 137V136H34ZM2 138H4V137H2ZM15 138V137H14ZM21 138V137H20ZM220 138V137H219ZM223 138V137H222ZM6 138H4V140H5ZM16 139V138H15ZM19 139V138H18ZM22 139V138H21ZM31 139V138H30ZM33 139H35V138H33ZM164 139H165V142L167 141L170 145H168V149H167V156H155V157H153L152 158V160L150 161V160H144L143 159V161H145L144 163H146V164H148V165H150V167L149 168H151L152 170H154L155 172L157 171V170H173L174 168H179V170H178V174H183V171H184V168H185V166H183V165H181V164H179V166L178 167H173L172 165L174 164V163H170L171 161H170V159H167V157H174V160H178V156H179V154L181 153V151H180V149L179 150H176V148H177V145H175V144H177V142L176 143H174V138H171V136L170 135H167V136H164ZM195 139V138H194ZM199 139V138H198ZM201 139V138H200ZM7 140V139H6ZM236 141V140H235ZM235 141H233L232 140V142L234 143ZM96 141H94V143H92L94 146H96V147H93V146H91V147H93V148H95L96 150H97V145L99 146V144L101 143L100 141V143L99 142H97V143H99V144H97V143H95ZM236 142H238V141H236ZM235 142V143H236ZM91 144V143H90ZM91 144V145H92ZM212 146H214L213 144H212ZM91 147L89 148L90 150H91ZM103 145H102V147H101V144H100V147H98V152L96 151V150H94V152L96 151V153L98 154L99 153V155H100V153L102 152L103 153V151L105 150L106 151V149H104L103 150ZM93 148H92V150H93ZM251 146L249 147H246V148H240L239 149V152H238V150H236V149H232V150H234V152H236V153H238V154H242V156H239V155H237V156H231V154H230V158H228L229 157V153L228 154H226V156H225V158H226V161L225 160H223V161H221L222 159H220V158H218L217 160H215V163L213 162V163H209L208 161V167H206L207 166V164L205 165V166H203L204 164H202V166H201V169H203V171H206V169H207V171H208V173H217L218 172V170H219V167L221 166V165H231V167H235V170H234V173L236 174V175H238V176H235V174H233V173H230V174H233V175H230V174H228L226 177H225V175L224 176H219V177H225V179H227V182H224L223 180H224V178H223V180L221 179V178H219V177H217L216 179H214V181H211V183L213 182V183H216L217 182V180L219 179V182H221V180L224 182V183H226L227 184V186L229 185V186H231L232 188H233V186L234 187H237L238 189H239V191H238V194H239V197L240 196H242V197H247V198H239L240 200H238L239 201V203L241 202V200H243L244 202H245V200L247 199V201L244 203L243 202V204H241V205H239V203L238 204H236V205H234L235 206V208L237 207V205H239V207L241 206V208L240 209H242V208H244L245 209V211H243V209H242V211L244 212V213H242V211L240 212H238V213H242L241 215L243 216V217H241L242 219H239L237 222L235 221V223H236V225L237 224H239L238 226H230V225H234V222H232L233 220L231 219V221L230 220H226V219H220V220H218V221H216V219L212 222V223H210L209 222V220H207V221H205V220H203V218H202V223H200V224H198V225H200V226H197V225H193L194 227L192 228L191 226H188L189 228L191 227L192 229H188V230H190V231H192L191 232V235H189L190 233H188V234H183V233H185V230H184V232L182 231V229H181V226L183 225V223L180 225L179 224V227L177 226H175L174 225V227H176V232L177 233H175V231H173L172 229H170V231L172 230L174 233H175V235H176V238L174 239L173 238V241H172V243H171V240L169 241L168 240V242H170V244H171V246L174 248H172L171 247V249H173L174 250V252L173 253H171V254H174V253H177L178 254V256L180 255L181 257L179 258V260L176 262V264H194V262H195V259L196 258H199V259H201V260H205V261H207V254H208V252L209 251H213V250H215V251H217V252H219V253H222L224 256L225 255H229L230 253H232V251H237V250H239L240 252H241V254L242 255H247V256H249L251 259H250V261L248 262V264H264V147H261V149L259 150V155H258V157H257V159H255V158H253V159H250L249 161H246V159L248 158V154L250 153V151H251ZM86 150H87V148H86ZM103 150V151H102ZM232 150L230 149H228V148H226L225 149V151L226 152H228V151H231L232 152ZM100 151V152H99ZM175 151L176 152H178V153H175ZM179 151H180V153H179ZM91 152V151H90ZM94 152L93 153H91V154H93V155H95L94 154ZM216 152L217 153H219L217 150H216ZM105 153V152H104ZM106 153H107V151H106ZM181 155V154H180ZM243 155H246V156H243ZM96 156V155H95ZM94 156V157H95ZM98 156V155H97ZM89 157V156H88ZM92 157V156H91ZM91 157L89 158V159H91ZM94 157H92V158H94ZM99 157V156H98ZM238 157V158H237ZM86 158V157H85ZM97 158V157H96ZM100 158V157H99ZM107 158H108V156H107ZM181 158H183V157H181ZM180 158V160H182ZM212 158V157H211ZM227 158L229 159V160H227ZM109 159L111 160H114L115 158H111V157H109ZM108 159V160H109ZM207 159V158H206ZM205 159V160H206ZM216 159V158H215ZM86 160H87V158H86ZM85 160V161H86ZM93 160V159H92ZM189 160H191V159H189ZM208 160V159H207ZM212 160H214V159H212ZM90 161V160H89ZM183 161V160H182ZM193 161V160H192ZM195 161V160H194ZM111 162H113L114 163V161H111ZM184 162H185V160H184ZM205 162V161H204ZM211 162V161H210ZM218 162V163H217ZM0 163H1V160H0ZM83 163V162H82ZM92 164H95V163H93L92 162ZM115 164V163H114ZM184 165H185V163H183ZM214 164V165H213ZM216 164V165H215ZM59 165V164H58ZM57 165V166H58ZM112 165V164H111ZM118 165V164H117ZM187 165V164H186ZM217 165H218V167H217ZM115 166H116V164H115ZM193 166V165H192ZM192 166H190V167H192ZM147 167V166H146ZM186 167H188V166H186ZM205 167H206V169H205ZM194 167H192V169H193ZM209 168V169H208ZM146 169V168H145ZM145 169H143L142 171H144ZM205 169V170H204ZM213 169V170H212ZM59 170V169H58ZM122 170V169H121ZM185 170H186V168H185ZM195 170H196V168H195ZM216 170H217V172H216ZM123 171V170H122ZM180 171H182V172H180ZM188 171H189V169L187 170V172H186V174L188 173ZM190 171H191V169H190ZM190 171H189V174L188 175H190L191 173H190ZM203 171L202 170H200V172L198 173L199 174V179H200V176H202V175H204L203 174ZM210 171V172H209ZM176 172V171H175ZM202 172V173H201ZM251 172H256V173H258V176L257 177H253L252 176V174H251ZM193 174H194V172H192ZM238 173V174H237ZM62 174V173H61ZM80 174V173H79ZM122 174V173H121ZM117 175V176H122V175ZM201 174V175H200ZM240 174H242V176L240 175ZM240 175V176H239ZM179 176V175H178ZM233 176H235V177H233ZM123 177V176H122ZM187 177V176H186ZM189 177V176H188ZM187 177V178H188ZM204 178H202V179H200L201 181H199V184H198V182L196 181V184H197V186L199 185V186H201V188H199V189H196L197 191L198 190H200V192L198 193V194H195V196H193L192 198L190 197V200L192 199H195L196 201H195V203H194V201H192L194 204H196V207L194 206V208H196V209H194V212H195V210L197 211L195 214H197V215H200L201 216V214H203V213H208V211H210V207H212V211L214 212L215 210H221V205H225V204H227L228 203V205L230 204L231 205V203L232 202H230V201H232V200H234V199H232V198H236V193L233 195V196H229L230 195V192L231 191H229V189L227 188V190H228V193H229V195H228V193H226V187L225 186H220V185H218L217 183H219V182H217L216 184H217V186L219 187H217L216 189L217 190H219L220 191V193L222 192V191H224V193L226 194V196H224L223 194H219V192L217 191V193H216V195L217 194H219L220 195V197H222V198H217V196L216 197H214L213 195H212V193H214V192H216L215 190V186L214 185H216V184H213V186H214V188H213V191L214 192H212V188H211V190L210 189H208V186H205L206 184H204L205 183V179L206 180H208L205 176H203ZM133 178V177H132ZM142 178V177H141ZM140 178V179H141ZM181 178V177H180ZM192 178H194L193 176H192ZM195 178H198V177H195ZM228 178H229V180H228ZM235 178V179H234ZM126 179H128V178H126ZM161 179V178H160ZM160 179H158V182H160V187H162V189L163 190H165L164 188L166 187V188H169L168 187V184L167 183H169V181H167V180H161V181H159ZM176 179H178V177H176ZM182 179H185L186 180V178H184V176H183V178ZM190 179H191V177H190ZM199 179H197V180H199ZM124 180V179H123ZM130 179H128L126 182H130L129 181ZM181 180V179H180ZM180 180L178 179L177 180V183H178V181H179V183H180ZM204 180V181H203ZM216 180V181H215ZM125 181V180H124ZM123 181V182H124ZM145 181V180H144ZM187 181H188V179H187ZM190 182H191V180H189ZM209 182H210V180H208ZM208 181H206L207 183H208ZM101 182V181H100ZM121 182V181H120ZM181 182H183V181H181ZM111 183V182H110ZM114 183V182H113ZM132 183V182H131ZM184 183H186V182H184ZM189 183V182H188ZM187 183V184H188ZM211 183L209 184H207V185H211ZM91 184H93V183H91ZM90 184V185H91ZM102 184V183H101ZM107 184H109V182L107 183ZM115 184H117V183H114V185ZM130 184V183H129ZM146 184V183H145ZM156 184V183H155ZM158 184V183H157ZM156 184V185H157ZM186 184V185H187ZM190 184V183H189ZM36 185V184H35ZM51 185V184H50ZM49 185V186H50ZM104 185V184H103ZM114 185H110L111 186V190L112 191H115V192H118V193H121L122 191L120 190V188L117 190L116 189V187H117V185H116V187L114 186ZM119 185V184H118ZM156 185H151V184H146L145 186H143L144 187V191L146 192V194L145 195H147V196H150V195H152L153 194V196L152 197H154L155 198V193H156V191H158L159 189L158 188H160L159 186L158 187H155ZM172 185H173V183H172ZM183 185H185V184H183ZM182 185V186H183ZM194 185H195V183H194ZM242 185H243V187H242ZM47 186V185H46ZM53 186H55V185H53ZM94 186V185H93ZM171 186V185H170ZM177 186V185H176ZM180 186V185H179ZM189 186H192V185H189ZM205 186V187H204ZM213 186H210V187H213ZM228 186V187H229ZM245 186V187H244ZM45 187V186H44ZM119 187H120V185H119ZM142 187V186H141ZM140 187V188H141ZM188 187V186H187ZM196 187V186H195ZM209 187V188H210ZM38 188V187H37ZM54 188H56V187H54ZM128 188V187H127ZM135 188V187H134ZM133 188V189H134ZM171 188V187H170ZM174 188V187H173ZM176 188V187H175ZM175 188H174V190H172V192L173 191H176V190H178V189H176L175 190ZM179 188V187H178ZM193 188H194V186H193ZM235 189V190H238V189ZM142 189V188H141ZM155 189H158V190H155ZM180 189V188H179ZM186 189V188H185ZM188 189V188H187ZM215 189V190H214ZM138 190V189H137ZM143 190H140V192L141 191H143ZM162 190V191H163ZM230 190H233V192H234V188L233 189H230ZM121 191V192H120ZM133 191V190H132ZM159 191H161V190H159ZM162 191H161V194H162ZM166 191V190H165ZM168 191V190H167ZM186 191H188V190H186ZM130 192V191H129ZM139 192V193H140ZM111 193H114V192H111ZM118 193H117V197L118 196H120V195H122V194H120V195H118ZM131 193V192H130ZM129 193V194H130ZM138 193V192H137ZM174 193H176V192H174ZM178 193H179V191H178ZM177 193V194H178ZM132 194V193H131ZM144 194V193H143ZM159 194V193H158ZM160 194V195H161ZM184 194V193H183ZM194 194V193H193ZM210 195L211 196V198H213L214 197V199H211L208 195ZM124 195V194H123ZM122 195V196H123ZM126 195V194H125ZM128 195V194H127ZM139 195V194H138ZM229 197H228V196ZM60 196V195H59ZM115 196H116V194H115ZM122 196H121V199H122ZM130 196V195H129ZM134 196V195H133ZM133 196L131 195V198L134 200V198H133ZM137 196V195H136ZM159 196V195H158ZM158 196L156 195V199L158 198ZM190 196V195H189ZM207 196V197H206ZM251 196H254L253 197V199H251ZM141 197V196H140ZM152 197H149L148 199H152ZM160 197V196H159ZM174 197V196H173ZM187 197V196H186ZM209 197V198H208ZM225 197V198H224ZM227 197H228V199H229V202H228V200H227ZM137 198V197H136ZM153 198V199H154ZM125 199V198H124ZM128 199H130V197H128ZM148 199H146V200H148ZM152 199V200H153ZM161 199V198H160ZM220 201H219V200ZM225 199V201H223ZM231 199V200H230ZM237 199V198H236ZM251 199V200H250ZM120 200V199H119ZM118 200V201H119ZM138 200V199H137ZM121 201H123V200H121ZM127 201H129V200H126L124 203H126ZM131 201V200H130ZM157 201V200H156ZM222 201V202H221ZM154 202V201H153ZM157 202H160L159 201V199H158V201ZM157 202H154V203H157ZM234 202V201H233ZM145 203V202H144ZM192 203V205H194ZM224 203V204H223ZM127 204H129L128 202H127ZM149 204H151V203H149ZM159 204H161V205H163L162 204V202L161 203H159ZM165 204V203H164ZM143 205V204H142ZM229 205V206H230ZM164 206V205H163ZM130 207V206H129ZM146 207H148V206H146ZM213 208H215L214 210H213ZM223 208V207H222ZM239 209V210H240ZM127 210V209H126ZM134 211V210H133ZM233 211H234V209H233ZM126 213V212H125ZM215 214V213H214ZM222 214V213H221ZM220 214V215H221ZM234 214V213H233ZM236 215H238L239 216V214H237V213H235ZM128 214H126V216H127ZM133 214H131L130 215V217L132 216ZM197 215H196V217H197ZM240 215V216H241ZM244 215H245V217H244ZM199 216V217H200ZM129 217V216H128ZM195 217V216H194ZM199 217L197 218V219H199ZM222 217V216H221ZM231 217V216H230ZM247 217V218H246ZM250 217H252L251 219H250ZM132 218V217H131ZM224 218V217H223ZM243 218H245V219H243ZM208 219V218H207ZM228 219V218H227ZM235 219V218H234ZM127 220H128V218H127ZM189 222V221H188ZM188 222H186V224H189ZM200 222H201V220H200ZM197 226V227H196ZM131 227V226H130ZM188 227H186V228H188ZM208 227H210V228H208ZM132 228H134V227H132ZM182 228H185V226L183 225L182 226ZM129 229H131V228H129ZM135 229V228H134ZM134 231V230H133ZM186 231H187V229H186ZM147 232V231H146ZM172 232V233H173ZM188 232V231H187ZM238 232H241V234H238ZM248 232V233H247ZM249 232H251L250 233V235H249ZM253 232H254V234H253ZM261 233V234H258V233ZM160 233V232H159ZM163 233V232H162ZM173 233V234H174ZM193 233V234H192ZM195 233V234H194ZM233 233H236V234H233ZM147 234V233H146ZM171 234V233H170ZM248 234V235H247ZM149 235V234H148ZM151 235V234H150ZM149 235V236H150ZM154 235V234H153ZM159 236H160V239H158L159 238ZM158 236V243L161 241V235H159ZM168 236V235H167ZM166 236V237H167ZM154 238V237H153ZM165 238V237H164ZM163 238V239H164ZM168 238V237H167ZM172 238V237H171ZM170 238V239H171ZM156 239V240H157ZM162 239V240H163ZM155 240V239H154ZM164 242V241H163ZM163 242H161V243H163ZM154 243H156V242H154ZM153 243V244H154ZM164 243H166V245L164 244V248H165V246H167V244L169 245V243H167V241L166 242H164ZM132 244H134V243H132ZM156 245V244H155ZM162 245L163 244H161V247H162ZM138 246V245H137ZM156 247H158L159 249H160V245H158V246H156ZM153 249H154V247H152ZM166 248H168V247H166ZM163 249V248H162ZM161 249V250H162ZM170 248H169V250L170 251H172ZM165 250V249H164ZM150 251H151V249H150ZM158 252V249L156 250L155 249V253H157ZM166 251H168V250H166ZM162 252L163 251H161L160 253H161V256L160 257H162V255H164V253L162 254ZM240 252H239V254H240ZM42 253H44V252H42ZM170 253V252H169ZM235 253V252H234ZM234 253H232V254H234ZM177 254L175 255L176 257H177ZM221 254V255H222ZM175 256H174V258H175ZM223 256V257H224ZM234 256V255H233ZM233 256H231V257H233ZM164 257V256H163ZM168 257H166V259H167ZM227 258H228V256H227ZM166 259L165 260H163V261H166ZM225 259V258H224ZM231 259H233V258H231ZM159 260V259H158ZM168 264L170 263L171 264V261H170V259L168 258ZM224 261V260H223ZM222 261V262H223ZM234 261V260H233ZM174 262V260L172 261V264H175V262ZM209 262H211V260H209L207 263L208 264H210ZM228 262V261H227ZM159 263L161 264V262L159 261ZM213 262H211V264H212ZM220 263V262H219ZM226 263V262H225ZM230 263V261L228 262V264ZM216 264V263H215ZM218 264V263H217ZM230 264H239V262H235V263H230ZM244 264V263H243ZM247 264V263H246Z\"/></svg>",
    "mask_w": 264,
    "mask_h": 264
}]
</instances>
